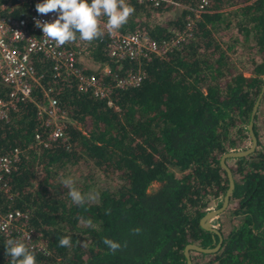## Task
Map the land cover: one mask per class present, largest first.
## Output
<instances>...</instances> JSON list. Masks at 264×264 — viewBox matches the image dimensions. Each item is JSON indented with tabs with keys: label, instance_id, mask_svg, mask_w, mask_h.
<instances>
[{
	"label": "trees",
	"instance_id": "16d2710c",
	"mask_svg": "<svg viewBox=\"0 0 264 264\" xmlns=\"http://www.w3.org/2000/svg\"><path fill=\"white\" fill-rule=\"evenodd\" d=\"M180 1L193 4L195 0ZM127 3L135 12L119 31L139 29L155 40L167 37L169 27L182 28V16L187 14L183 9L179 19L159 23L150 19L157 8L133 0ZM230 26L242 40L249 38L259 53L260 60L251 61L248 76L227 67L234 39L222 47L224 41L218 36L220 27ZM102 31L101 38L84 41V54L98 67L109 69L110 74L100 75L98 68L96 77L112 84L115 77L137 68L143 77L136 86L112 88L111 105H107L106 99L90 91L55 82L48 63L39 55L32 57L42 86L54 84L52 95L59 98L70 120L66 138L45 148L33 145L34 130L42 129L32 101H19L0 120V155L13 147L22 151L15 169L3 178L8 192L0 191V210H28V223L40 233L47 249L46 254L35 251L37 264H186V244L210 248L218 240L198 221L209 208L220 205L227 188L220 156L250 144V110L264 81V0H211L210 10L194 21L187 44L161 56L122 60L121 67L105 55L107 37ZM6 91L0 85V97ZM31 96L41 100L40 87H32ZM259 105L260 101L252 117L254 150L224 159L233 189L218 219L229 211L234 224L224 233L219 219V247L210 253L189 250L191 264H264V145L256 124ZM81 160L118 180L114 191L99 189L98 199L84 206L74 204L68 191L54 193L61 186L54 178L56 170ZM152 183L158 186L148 190ZM79 217L90 218L95 227ZM134 228L141 232L133 234ZM66 235L72 237L71 246L60 247L59 238ZM106 237L122 245L115 254L103 243ZM5 253L0 239V264H9Z\"/></svg>",
	"mask_w": 264,
	"mask_h": 264
},
{
	"label": "built area",
	"instance_id": "2783aa9c",
	"mask_svg": "<svg viewBox=\"0 0 264 264\" xmlns=\"http://www.w3.org/2000/svg\"><path fill=\"white\" fill-rule=\"evenodd\" d=\"M130 1V0H126ZM138 4L152 8H181L187 14L183 16V27H169L167 37L155 40L139 29L132 31L106 32L105 55L113 63L122 60L135 61L148 58L151 55H165L174 49H180L192 38L194 21L210 10L211 0H195L193 4L182 3L180 0H133ZM43 0H0V85L6 88L4 97H0V120H5L9 110L19 101L30 100L35 105V116L38 127L33 134V145L45 148L56 140L63 141L65 128L69 123L66 110L59 102V98L52 95L53 85L47 87L41 84V74H37L32 65V57L39 55L47 63L50 77L58 80L65 87L73 85L77 91H90L100 99H106L111 105L109 94L112 88H127L136 86L143 72L140 69L127 70L125 74L115 77L112 84H108L96 77L94 72H86L78 64L79 51L67 46H58L54 41L43 36L41 28L35 26V21L53 22L58 18V12L39 14L36 4ZM108 75L109 69L103 67L100 75ZM40 87L41 100L35 101L32 87ZM18 147L9 149L0 155V191L8 192L3 178L15 169V165L22 156ZM0 239L5 243L7 239H21L28 236L25 242L34 251L47 253L44 239L40 233L32 229L28 223L27 209L0 210Z\"/></svg>",
	"mask_w": 264,
	"mask_h": 264
},
{
	"label": "clouds",
	"instance_id": "9594fccd",
	"mask_svg": "<svg viewBox=\"0 0 264 264\" xmlns=\"http://www.w3.org/2000/svg\"><path fill=\"white\" fill-rule=\"evenodd\" d=\"M36 10L39 14L59 13L58 18L53 22L35 21V26L42 29L43 36L54 41L58 46L75 42L77 33L81 41L90 43L104 34L100 28L102 16L107 17L106 28L111 33L126 24L135 12V8L126 0H43L36 4ZM62 184L69 189L68 196L78 206H84L86 202H95L98 199V193L85 194L77 188L75 179L71 176L64 178ZM106 214H110V210H107ZM78 219L87 226L95 227L90 218L79 217ZM2 230L4 229L0 228V231ZM140 232V228L132 229L135 235ZM27 237L6 240L5 254L10 257L9 264H37L35 251L25 242ZM71 241V236H62L59 238V246L70 247ZM103 243L113 254L122 247L119 242L107 237L103 239Z\"/></svg>",
	"mask_w": 264,
	"mask_h": 264
},
{
	"label": "rangeland",
	"instance_id": "374dc122",
	"mask_svg": "<svg viewBox=\"0 0 264 264\" xmlns=\"http://www.w3.org/2000/svg\"><path fill=\"white\" fill-rule=\"evenodd\" d=\"M183 9V7H168L164 9L159 8L158 11L153 14L152 17H150V19L153 20L154 18V21L159 23L173 21L177 18H180L179 16ZM106 22H100L101 30H104V25L106 24ZM218 38H221V40L224 41V43H220L222 47L225 46V42L228 41L229 38L234 39V45H232V48L229 49L230 51H228L227 67H230L235 72L239 70L242 71L244 76L250 75L249 72L252 66L251 61L253 60L257 63L260 60L259 53L256 52L257 50L253 42L249 38H247L246 40H242V36L240 35L239 31L236 32L235 28H232L231 26L228 28L220 27ZM232 70L230 72H233ZM260 99L261 100H259L260 105L259 111L257 113L258 118L256 124L258 128L260 142L264 145V98ZM69 176L75 179L76 187L79 188L85 194L90 192L97 193V191L102 188H107L111 191H114L118 183V180L115 178V176L103 175L90 162L81 160L76 165L64 166L56 170L54 178L56 179V181L61 182V186L55 189V194L58 189L61 195H64L66 191H69V189L62 184V180ZM157 186V183H152L149 186L148 190H153ZM219 215L212 219L211 224L215 229H217L220 219L222 223L221 230L225 233L230 228V226L234 224V221H232V216L229 211H227L226 214H224L223 216H221V218L218 219Z\"/></svg>",
	"mask_w": 264,
	"mask_h": 264
},
{
	"label": "water",
	"instance_id": "95a60500",
	"mask_svg": "<svg viewBox=\"0 0 264 264\" xmlns=\"http://www.w3.org/2000/svg\"><path fill=\"white\" fill-rule=\"evenodd\" d=\"M263 91H264V81L260 87V90L257 94V97H256L254 103L252 104V107L250 110V117H249V121L247 124V130H248V134L250 137L249 146L243 150L228 151L226 153H223L219 158V166L225 172V176L227 179V188H226V190H225V192L221 198L220 205L214 209H209L208 211H206L200 217V219L198 221V224L202 229L209 231V232H211L217 236V238H218L217 243L213 247H210V248H208V247L207 248H201L195 244H186L183 248V255L185 257L186 264H191L190 259H189V254H188L189 250H195V251H198L201 253H210V252L216 251V249L220 245L221 236H220L218 230L212 226L211 221L217 215H219L220 213H222L225 210L227 203H228V198L231 195V192L233 189V179H232L230 170L228 169V167L224 163V159L229 158V157H243L245 155L250 154L254 150V148L256 146V139H255L253 132H252V117L256 112V109H257V106H258V103H259V100L262 96Z\"/></svg>",
	"mask_w": 264,
	"mask_h": 264
},
{
	"label": "crops",
	"instance_id": "0c3cea01",
	"mask_svg": "<svg viewBox=\"0 0 264 264\" xmlns=\"http://www.w3.org/2000/svg\"><path fill=\"white\" fill-rule=\"evenodd\" d=\"M72 44H74L75 46H78L77 48L78 51H79V57H78V64L79 66H81V68L84 70V71H88V72H95V70H97L99 68L100 70V73L103 69V67H105V65H103L101 68L98 67L99 65L95 62H93L90 58V56L87 54L86 52V55L84 54V48L87 47V45L85 46V42L84 41H81L79 39V37H77V40L75 42H69V43H66L65 46H71ZM88 51V50H87Z\"/></svg>",
	"mask_w": 264,
	"mask_h": 264
}]
</instances>
